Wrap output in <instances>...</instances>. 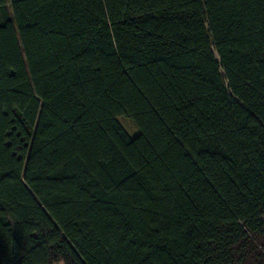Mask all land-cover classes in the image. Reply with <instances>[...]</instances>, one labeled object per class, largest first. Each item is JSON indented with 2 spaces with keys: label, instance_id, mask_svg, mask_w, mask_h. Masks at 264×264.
<instances>
[{
  "label": "trees",
  "instance_id": "16d2710c",
  "mask_svg": "<svg viewBox=\"0 0 264 264\" xmlns=\"http://www.w3.org/2000/svg\"><path fill=\"white\" fill-rule=\"evenodd\" d=\"M0 264H264V0H0Z\"/></svg>",
  "mask_w": 264,
  "mask_h": 264
}]
</instances>
